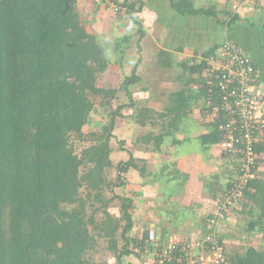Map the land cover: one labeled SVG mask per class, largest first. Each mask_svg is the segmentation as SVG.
Listing matches in <instances>:
<instances>
[{"label":"trees","instance_id":"16d2710c","mask_svg":"<svg viewBox=\"0 0 264 264\" xmlns=\"http://www.w3.org/2000/svg\"><path fill=\"white\" fill-rule=\"evenodd\" d=\"M115 1L111 0L118 4V12L127 14L130 25H137L141 53L140 42L146 31L137 15L145 6L144 0ZM246 1L226 0V10L217 11L215 5L200 7L194 0H169L172 9L183 17H214L226 27L228 37L199 57L179 64L187 78L186 87L171 95L165 111L157 116L145 108L125 116L124 110L135 106L130 87L141 78L134 68L118 89L98 84L99 76L110 69L112 61L100 37L88 30L78 0H0V264H97L92 257L97 237L107 239L117 264H133L127 260L134 254L139 256L133 244L143 252L150 230L156 227L146 224L149 228L142 239L132 238L135 200L117 193L126 186V175L136 171L142 179L153 177L158 182L165 175L169 182L176 180L179 188L188 181L175 163L162 165L154 174L146 160L135 157L134 149L151 145L150 151L161 153L164 142L179 129L194 104L202 101V109L213 111L209 105H217L218 92L210 90L203 73L210 69L211 59L226 41L238 43L229 34L233 27L241 20L245 25H255L235 12ZM130 39L125 35L114 41L120 57ZM121 90L130 105L115 108L113 102ZM94 109L100 110L107 121L99 132L84 134L83 127ZM164 117L169 120L166 126L159 121ZM119 118L132 119L141 129L150 126L151 133L136 137L133 150H128L125 141L117 140L115 134ZM210 122L212 129L204 135L205 141L210 145L221 143L224 132L219 129V118ZM156 128L157 134L152 132ZM81 139L86 144L78 148L76 141ZM257 150L261 165L264 143H259ZM117 151L125 152L127 159L115 164L112 156ZM114 168L117 174L112 180L109 173ZM236 170L231 171L223 192L231 187ZM220 178L218 174L207 180L208 187L216 182L221 187ZM176 189L172 187L171 191ZM174 193L164 196L166 203ZM115 204L119 216L110 212ZM239 204L249 207L246 232H264L263 172L250 182ZM178 207L169 206L168 215L190 213L191 206ZM234 211L236 208L231 213ZM185 218L190 219L187 215ZM208 218L200 226L203 230ZM172 234L170 228L162 230V241L166 243ZM223 241L224 237L219 243L226 247L228 264H264V250L248 247L245 252L229 253ZM205 246L209 251L212 244Z\"/></svg>","mask_w":264,"mask_h":264},{"label":"rangeland","instance_id":"374dc122","mask_svg":"<svg viewBox=\"0 0 264 264\" xmlns=\"http://www.w3.org/2000/svg\"><path fill=\"white\" fill-rule=\"evenodd\" d=\"M120 1L121 0H116L115 2H120ZM115 6L118 8V10L116 11L113 8V10L115 11V12L112 11L114 17L120 15V13L118 12L119 11L118 4ZM239 9L240 8L237 9L238 12ZM201 19H204V17H201ZM255 22L256 23L253 22L255 25H251V26L244 25L245 24L244 22L243 24L240 23L239 25L231 29L229 31V34L232 37H234V39L241 45V47L246 50L248 55L256 62V64L258 65V78L260 79L261 83L264 84V22H260V21H255ZM123 27L125 28V25ZM90 28L91 27H88V30L91 32L92 29ZM124 28L120 30H124ZM201 28H202V34H200V39H199L201 42L200 41L199 42L201 45H203L204 50H205V46L208 48L210 46L211 48L216 45L215 44L216 42H222L224 39L228 37L226 35L222 38V40L212 41L210 39V35L212 34L213 30L209 22H204L203 27ZM126 29L134 30V29H138V27L137 25L136 26L130 25V27H126ZM109 32L110 33L108 35H104L105 37L104 36L102 37V35L99 37L108 50V57L112 61V65L110 69L103 76L102 75L99 76L98 84L107 89H114V88L118 89L121 86V83L124 81V78L131 75L134 65H137L138 58L142 56V62L139 63L140 67L138 68V70L136 69L137 75L140 76L141 80L130 87V92L132 94V98L135 106L131 109L124 110V114L125 116H130L131 114L135 115L139 110H143L145 108L152 109L156 113V115L157 114L159 115V113L161 114L163 111L166 110L167 106L169 105L171 95L176 91L185 89V84H184L185 77L180 75L182 70L179 66V63L181 62V60L178 58V56H175L174 54V56L171 59L166 60L165 52L159 53L157 48L158 45H161L163 50L164 45L176 46V44L178 43L173 44L174 42L170 41L168 44H166V43H160L159 42L160 40L157 43L156 41L153 40V38H155L154 35L152 36V38L150 37L140 42L141 43V55H140L138 54L139 53L138 42H136V40L130 41L128 45L129 47L125 50L124 53L125 59H124V54L122 55V57H120V55L117 54L116 51L114 50V46L112 44V38L115 35L119 36L121 34V31L118 32L116 31L115 28L110 27ZM202 35L204 37H202ZM156 37L159 38L158 36ZM179 39L183 40L182 38ZM159 56L162 58V60L158 62L160 63L162 62L163 66L156 67L155 66L157 63L156 59L159 58ZM180 76L183 77V80H178ZM123 104L130 105V100L128 96L124 93V91L121 90L117 96V99L114 100L113 102V107L117 108L118 105H123ZM209 117L212 116L209 115ZM106 121L107 118L104 117L102 112L98 109H94L90 113L88 123L83 127L84 134L99 132L101 125L103 124V122L105 123ZM159 121L166 126L169 120H167V117L166 119L164 117L159 119ZM117 125L118 126L115 131V134L118 137L117 140L125 141L126 143L125 147L128 150L129 149L131 150L133 148L132 143L134 142V140L138 141L136 140V137L139 136L138 138H140L144 133H148V132H149L148 134L151 133L150 126L141 129V127L132 119L119 118ZM157 131L158 128H156V131L153 129L152 132L156 134ZM76 142L78 148L83 146V144H86L82 141V139L81 141L77 140ZM187 143L189 144L184 145V148H186L187 146L190 149L191 147L197 149V145H199V143L195 142V137L189 138L187 140ZM144 147L145 146L141 144L139 146V150L136 149L135 157L137 156L138 158H140L142 156H146V154H144L145 152L142 151ZM147 149L149 150V148ZM223 156L226 158L225 155ZM112 158L114 160V163L117 164L120 160L127 159V154L125 152L120 153L117 151L116 153H114ZM261 164L264 163L262 162ZM230 165L232 166V170H235V168L237 169V164L235 162L230 163ZM158 172H159L158 167L154 168L153 173L157 174ZM260 173H262V171L259 170L258 174ZM116 174L117 171L114 168V170H111V172L109 173L110 179L112 180L115 179ZM126 176H127L125 177L126 186L123 189H118L117 193L121 195L133 197L134 200L136 201L137 205L135 207V210L133 211V215L136 217V221L138 222L137 223L138 228H142L145 225V223H149L150 225L155 226L156 227L155 229L157 230L158 229L164 230L170 228L169 225L170 222H168L167 219L165 220L167 216L164 219L162 218L163 216L162 212L166 210V214H167V210H168V207L167 209L165 208V206L168 205V203H166V201L165 202L160 201L162 199V195H160V193H157L158 195H160V197L159 196L157 197L158 200H156V202H152L155 195L153 196L151 193H149L150 192L148 191L149 189H146L144 185L142 186L143 179L139 175V173L136 171H132L128 173ZM150 179H153V177H151ZM150 179L147 181H150ZM153 186L155 187L156 184ZM154 190L156 192L157 190L160 191V189H157V187H155ZM169 190H171V188L166 187L165 191H169ZM116 205L117 204H115L110 209V212L114 216H119L118 208ZM213 206H214L213 204H206V206L202 208L203 210H201L198 213L200 214L198 220H200V223L202 225L204 224L203 219H205L207 215L211 214V212L213 211ZM97 207L100 208L101 207L100 204H98ZM163 207L165 210L162 211L160 208ZM159 209L162 212H160ZM247 209L246 207H241L239 211H236L235 217L231 218L230 222L228 223L225 222L224 224L221 225V228H219L220 232L223 233L224 239H226L225 243L229 253L245 252L246 248L248 247H253L258 250H264V232L255 233L253 235H249L246 232L247 227H245V223H246L245 220H246ZM186 215H190V213L186 212ZM169 217H174V216L171 215ZM182 224L180 225L179 229H177L178 232H176L177 236L179 237L186 236V233L182 234L183 232L192 233L193 230L196 229V227L194 226L195 223L187 221L186 225L182 226ZM146 228L149 227H144L142 231V229L141 230L135 229L134 227V230L132 231L131 234L132 238L134 240L142 239V236H144V232ZM133 246L135 247L134 252L139 256L134 254V256H131L130 258L127 259L128 261H133L134 263L136 262L137 264L139 263L152 264L149 256H147L141 251V247H137L134 244ZM92 253H93L92 254L93 260L97 264H117L114 254L109 250L106 238L97 237L95 249L94 252Z\"/></svg>","mask_w":264,"mask_h":264},{"label":"crops","instance_id":"0c3cea01","mask_svg":"<svg viewBox=\"0 0 264 264\" xmlns=\"http://www.w3.org/2000/svg\"><path fill=\"white\" fill-rule=\"evenodd\" d=\"M122 1L123 0H121L120 2ZM194 1L197 6L205 7V8L215 5L217 11L226 10L227 7L226 0H203V1L194 0ZM144 2H145V6L142 12L137 15L138 21L142 23V26L146 31V37L143 38V40L150 37L152 38V36L155 35L154 36L155 38H153V40L156 41L157 43L159 40L160 43H166V44H168L170 41L174 42L173 44L178 43L176 44V46L164 45L163 50H162V46L158 45L157 48L158 52L159 53L165 52L166 60L171 59L175 54V56H178V58L182 62L183 60H188L195 56L199 57L203 51L210 49V46L209 48L205 46V50H204V47L203 45L200 44L201 41L199 40L200 34H202L201 27H203L204 22H209L213 30L212 34L210 35V39L212 41L222 40L224 36L228 35V30H226V27L220 25L214 17L206 18V16H204V19H201V17L203 16H200L198 18L183 17L172 9L169 0H144ZM238 8H240L239 12L237 10ZM78 9L88 22L87 28L91 27L90 28L92 29L91 32L96 33L98 36L102 35L103 37L104 35H108L110 33L109 32L110 27L115 28L116 31L118 32L121 31V34L119 36L115 35L112 38L113 45H114V41H116L118 38L124 37L125 35H130L131 41L136 40V42H139L140 35H138V29H134V30L132 29L133 31L130 29L129 30L126 29V27H130L129 24L130 20L128 16L124 15L125 13H121L120 15L114 17L112 13V11L114 10L111 5L109 4L96 5L91 0H78ZM237 9H236L237 11L235 12H238L243 19L246 16L247 18H249V20H252V22L254 23H256L255 21L264 22V0H247L245 4L239 5ZM221 18L223 20H226L225 17L223 16ZM243 22L244 20H241L237 25H239L240 23L243 24ZM124 25L125 28L123 27ZM122 28H124V30H120ZM156 36H158L159 38H157ZM204 36L202 35V37ZM179 38H182L183 40H180ZM217 43L220 42H216L215 44ZM138 54L141 55V53ZM141 58L142 56L138 58L137 61L138 66L134 65V68H136L137 70L140 67L139 63L142 62ZM124 59H125V54H124ZM140 59L141 61H139ZM161 60L162 58L160 56L159 58L156 59L157 62L155 65L156 67L163 66L162 62H161L162 64L158 62ZM134 68L132 69V71L134 70ZM180 75L185 77L182 71ZM181 76L179 77L178 80H183V77ZM186 79L187 78H184L185 87H186ZM195 85L196 84H194V86ZM193 88L194 90L198 89V87H193ZM201 107L203 108L202 101L198 102V104H194V106L191 109V112L189 113L188 117L183 121L179 129L174 131V133L170 136V138L164 142L161 153H153L152 151L147 149L148 148L147 145H144L145 147L142 151L145 152L144 154H146V156L140 157V159H144L148 162L149 171L153 172L154 168L157 167L161 168V166L164 164L168 165L170 163H175L177 169L183 174H186L188 176V181L185 183L183 182L184 183L183 186L181 188L177 187L175 191H171V190L172 187H176V184L178 182L176 180L169 182L168 179L165 177V175L164 177L162 176L161 182L155 181V179L154 180L151 179L152 181L150 182H148L145 179H143L142 181L143 182L142 186L144 185L146 189H149L148 190L150 191L149 193H151L153 196L155 195L154 199L152 198L153 199L152 202H156V200H158L157 197L158 196L160 197V195H162V199L160 201L165 202L166 198H164V196H166V194L170 195V193L175 192L174 195H172V197L169 199L168 205L165 206L166 209L167 207L172 205H174L176 208L177 206H179L181 209L182 208L186 209L191 206V210L190 211L187 210L190 212V215H187L190 217V219H186L185 218L186 214L183 213H179L180 216L178 217L176 216L169 217L168 212L166 214V210L164 209V207L160 208L162 211L165 210L164 212H162L159 209V211L162 212L163 214L162 216L163 219L167 216L165 220L167 219L168 222H170V224L169 223L168 224L170 225V229H172V233H174L172 235L177 236L175 232H178L177 229H179L182 223H183L182 226L186 225L187 221L195 223L194 226L196 227V229H194L192 233L183 232L182 234L186 233V236L182 238H190L192 236L202 233L203 228L200 227L202 224H198L199 223L198 217L200 215L198 213L201 210H203L202 208L205 207L206 204H213L214 205L213 211L211 212V214L207 215V217L212 216V214L216 209V203L220 201V197L225 192V191L223 192V190L227 187V184L229 183V180L232 177L230 176L232 171V166L230 165V162L227 161V159L221 154L220 143H214L210 145L204 139V135L208 134L210 132V129H212L211 128L212 124L210 122L212 121L211 120L212 118L209 117V115H211V112L205 111V109H202ZM193 137H195V142L199 143V145H197V149H195L194 147H191L190 149L187 146L186 148H184V145L189 144L187 143V140ZM173 140H175L176 143H174ZM151 147L152 146L149 145V148ZM137 149L139 150V147ZM131 150H133V148ZM135 152L136 149L134 150V153ZM136 158L138 157L136 156ZM260 171L264 173V164L260 165ZM218 174L221 175L220 178L221 187L217 186L218 185L217 182L214 186L208 187L207 180L211 179L214 175H218ZM155 184H156L155 187H157V189H160V191L157 190L156 192L154 190L155 187L153 185ZM166 187L171 188V190L165 191ZM157 193H160V195H158ZM136 205L137 204L135 201V206ZM241 207H242L241 204H239V206L236 207V210L239 211ZM235 215H236V211L230 213L229 220L227 221V223L230 222L231 218L235 217ZM134 218L136 221L135 216ZM137 223L138 222L136 221L135 229H140V230L142 229V231L145 225L149 224V223H145V225L142 228H138ZM149 226H151V228L154 227L153 225L150 224ZM162 230L158 229L160 234ZM221 234L222 237H224L222 232ZM131 262L133 264H137L136 262L135 263L133 261Z\"/></svg>","mask_w":264,"mask_h":264},{"label":"built area","instance_id":"2783aa9c","mask_svg":"<svg viewBox=\"0 0 264 264\" xmlns=\"http://www.w3.org/2000/svg\"><path fill=\"white\" fill-rule=\"evenodd\" d=\"M91 1L118 10L111 0ZM203 76L210 90L218 92L217 105H209L213 110L211 120H220L219 129L224 132L220 152L237 162L236 178L216 203L202 233L190 238L170 235L164 243L157 229L150 230L143 253L152 264H228L226 247L219 243L222 239L219 228L227 223L231 210L239 206L260 170L257 145L264 143V84L252 58L238 43L226 41ZM206 243L212 244L209 251Z\"/></svg>","mask_w":264,"mask_h":264},{"label":"clouds","instance_id":"9594fccd","mask_svg":"<svg viewBox=\"0 0 264 264\" xmlns=\"http://www.w3.org/2000/svg\"><path fill=\"white\" fill-rule=\"evenodd\" d=\"M223 155V154H222ZM227 158V157H226ZM227 161H229L230 163H232V162H235V161H233V160H231L230 158L228 159L227 158ZM236 164H237V162H235ZM260 166V165H259Z\"/></svg>","mask_w":264,"mask_h":264}]
</instances>
